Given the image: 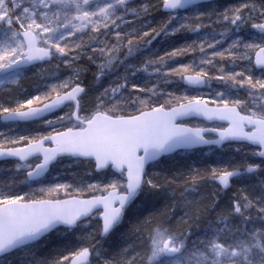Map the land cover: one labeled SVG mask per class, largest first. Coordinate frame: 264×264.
<instances>
[{
	"label": "snow or ice",
	"instance_id": "1",
	"mask_svg": "<svg viewBox=\"0 0 264 264\" xmlns=\"http://www.w3.org/2000/svg\"><path fill=\"white\" fill-rule=\"evenodd\" d=\"M0 264H264V0H0Z\"/></svg>",
	"mask_w": 264,
	"mask_h": 264
}]
</instances>
